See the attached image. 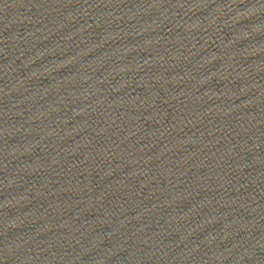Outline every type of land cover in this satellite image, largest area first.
Listing matches in <instances>:
<instances>
[{
    "label": "water",
    "instance_id": "obj_1",
    "mask_svg": "<svg viewBox=\"0 0 264 264\" xmlns=\"http://www.w3.org/2000/svg\"><path fill=\"white\" fill-rule=\"evenodd\" d=\"M0 264H264V0H0Z\"/></svg>",
    "mask_w": 264,
    "mask_h": 264
}]
</instances>
